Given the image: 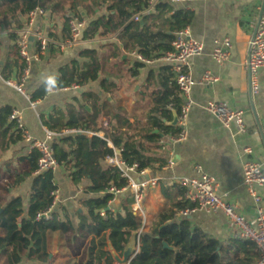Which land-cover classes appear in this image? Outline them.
Wrapping results in <instances>:
<instances>
[{"label": "trees", "instance_id": "16d2710c", "mask_svg": "<svg viewBox=\"0 0 264 264\" xmlns=\"http://www.w3.org/2000/svg\"><path fill=\"white\" fill-rule=\"evenodd\" d=\"M148 6L149 0H0V34L8 33L12 41L16 40L17 31L26 26L29 13L36 7L48 11L55 23L56 19L63 23L60 30L56 23L47 33L51 39L48 51L52 55L61 51L57 43L71 36L68 15L81 21L89 19L83 29V42L96 38L118 39L104 46L107 49L104 56L95 48L80 49L69 64L59 69L54 81L43 83L31 94L32 100L40 101L52 90L73 86L84 89L103 77L100 87L112 96L111 101L92 89L83 94L91 111L68 103L65 110L56 108V113L50 117L41 116L46 128L58 133L67 129L105 132L104 138L87 133L61 135L52 143L58 166L64 168L74 186H83L78 197L80 211L64 206L52 219L39 218L53 204V193L59 188L54 170L39 172L37 150L17 158H5L24 138L23 131L10 119L15 108L0 107V264H52L49 235L56 231L65 236L68 245L84 243L93 236L85 264H116L109 253L97 248L95 236L109 230L111 245L122 255L132 235L141 233L144 228L141 217L132 208L131 195H125L126 205L108 209L113 198L109 188L120 189L127 182L118 168L103 167L102 161L115 154V149L108 145L111 142L121 150V158L127 164L138 165V171L161 172L168 159L158 156L150 145L155 141L152 131L159 128L172 135L179 134L178 126H166L162 120L170 119L173 110L180 112L183 98L177 75L167 64L160 68L159 87L157 82L155 85V73L150 72L145 87L137 94L136 107L131 110L125 98H118L119 84L112 76L127 75L134 80L145 66L146 61L125 58L122 48L137 51L147 61L160 58L171 50L175 33L192 23L190 10L175 7L168 1H160L151 14L136 20V15ZM100 8H106L107 12L98 14ZM3 45L0 37V51ZM1 68L5 80L11 78L14 68L23 73L25 62L16 43L9 45ZM149 107L155 114L136 129L142 124L137 110ZM106 122L109 128H105ZM30 178L33 180L28 197L9 199L11 191ZM185 191L178 182L162 184L161 193L167 203L140 234L139 251L130 264H256L258 251L252 241L237 238L224 243L193 225L191 220L176 219L187 207ZM102 211L105 216L101 215ZM164 243L174 249L166 248Z\"/></svg>", "mask_w": 264, "mask_h": 264}, {"label": "crops", "instance_id": "0c3cea01", "mask_svg": "<svg viewBox=\"0 0 264 264\" xmlns=\"http://www.w3.org/2000/svg\"><path fill=\"white\" fill-rule=\"evenodd\" d=\"M189 7H191L190 11L192 12V37L202 41L205 45V52L192 61L194 77L199 80L205 73L210 72L216 75L218 80L215 83L196 84L193 87L192 98L195 105L190 113V136L188 141L173 145L170 141V132L153 128L152 133L155 141L151 142L150 145L158 156H167V159L171 156L174 166L171 169H166L164 166L161 172H156L159 185L149 188L146 192L144 201L147 216L146 226L167 203L161 193L162 184L172 185L176 183V178L197 176L199 174L197 167L214 176L221 183L222 190L226 193V200L236 205L240 213L247 218H253L257 214V204L243 184V164L247 160L257 161L264 156V69L260 71V90L252 96L249 91L248 75L243 66V60L251 35L249 17L252 13L257 12L264 15V0H191ZM106 12V8L98 10V14ZM83 14L86 17V13ZM58 21L59 19H56L60 30L63 23ZM85 21L86 27L89 19L85 18ZM56 23L49 14L38 18L34 27L47 34ZM7 34L6 32L0 34V37L4 40V45L0 51V74L1 66L5 63L6 55L9 52V45L16 43V40H10ZM223 36H229L233 40V49L230 61L224 65H219L212 57L211 52L214 47V40ZM117 41L116 37L96 38L88 42L82 41L74 47L57 52L54 55L48 51L41 62L33 65L29 80L24 86L25 92L32 94L43 83L54 81L59 69L63 65L69 64L77 56L80 49L95 48L99 50L101 56H104L107 51L104 46ZM122 51L125 58L128 57L132 61L140 60L137 51H128L126 48H122ZM165 65L166 63L155 59L145 62V66L140 70V75L134 80L129 79L127 75L120 78L113 75L112 79L119 84L118 98H125L130 110L136 107L134 104L138 100L137 94L145 87L150 72L155 73V85L157 82L159 87L160 68ZM22 74L19 73L17 68H14L9 80L19 83ZM101 78L82 89V92H79V88L69 91L52 90L43 100H40L37 109H33L25 95L16 88L9 86L1 74L0 107L4 105L13 106L15 110L21 112L24 124L31 133L36 137H43L46 126L42 121V115L48 118L56 113V108L65 110V105L68 103L78 108L82 106L86 111H91V107L83 95L85 92L93 89L104 98L113 100L110 94L104 93L101 89ZM212 99L226 101L233 108L243 109L246 131L239 132L236 126L225 128L213 115L208 113L204 109V105ZM152 114H155L152 107L137 110V116L142 124L137 125L136 129L144 125ZM172 114L173 116L170 119H163L162 121L166 126L177 127L172 125L177 112L173 110ZM127 117L130 118V114ZM105 128H109L108 122L105 123ZM99 133L105 136L103 130H100ZM87 134L93 136L91 131ZM108 145L109 147L113 146ZM112 148L116 149L114 146ZM246 149L251 152H246ZM11 152V156L8 154L9 152L6 154V159L25 155L28 153L27 143L22 142L14 146ZM102 166L109 165L102 162ZM145 171L146 173L143 176H136V179L147 180L155 172L153 170ZM54 173L56 183L59 186L55 210L61 213L62 207L65 206L71 210L80 211L78 197L82 194L83 186H74L64 168L60 166L54 170ZM32 180V178L27 179L21 186L13 189L9 199L15 196L27 198ZM256 189L262 197L261 205L264 208V186ZM125 195H120L114 206L115 209L121 208L123 204L126 205ZM72 215L77 222L74 212H72ZM176 219L181 218L176 216ZM186 219L191 220L193 225L221 242L225 243L239 238L238 229L231 227L228 217L221 212L205 213L196 211ZM146 226L144 230L147 229ZM92 238L93 236H90L84 243L68 245L65 236L60 231L51 232L49 246L53 255L52 264H85L88 260ZM95 242L99 250L111 255L109 230L95 236Z\"/></svg>", "mask_w": 264, "mask_h": 264}, {"label": "built area", "instance_id": "2783aa9c", "mask_svg": "<svg viewBox=\"0 0 264 264\" xmlns=\"http://www.w3.org/2000/svg\"><path fill=\"white\" fill-rule=\"evenodd\" d=\"M160 1H168L175 7H181L184 10L191 9V7H189L191 0H149L147 9L141 14L136 15L135 19L141 20L142 15L151 14ZM49 14L50 13L43 8L36 7L29 13L26 26L17 31L16 44L19 47L20 57L25 62V69L21 76V82L15 83L11 80H6L9 86L16 88L25 95L30 101L33 109H37L40 101L32 100L31 93H26L24 86L29 80L33 65L42 61L51 43L49 36L44 31L35 28L34 25L38 18ZM68 16L70 17L69 28L71 30V36L57 43V47L61 51L72 48L82 42V33L86 24L85 20L81 21L78 17ZM249 25L251 35L243 60V66L247 71L250 94L254 96L260 90V71L264 69V15L261 12L252 13L249 17ZM232 49L233 40L229 36H223L214 40V47L211 55L219 65H224L230 61ZM204 52V43L192 37V27L188 25L175 33V39L172 42L171 50L162 57L155 59L169 64L173 68L177 75L176 80L180 96L183 98V106L178 113L177 126L179 134H171L170 137V141L173 145L185 143L189 139L190 113L195 105L192 98L193 87L196 84H210L218 80V77L210 72L205 73L199 80L195 79L192 71V61L195 57L202 55ZM138 57L140 60L148 62L141 56L138 55ZM74 89H78V87H60L57 90L69 91ZM204 109L213 115L223 127L231 128L232 126H236L239 132L246 131L245 112L243 109L233 108L226 101L214 99L209 100L204 105ZM10 119L23 131V138L24 142L27 143L28 151H39V172L55 170L59 167L52 147V143L56 138L71 133H88L80 129H68L63 133H58L45 128L43 137H36L25 126L20 111L14 109ZM91 132L93 135L104 138V135L99 132L93 130H91ZM109 144L112 145L111 142H109ZM246 152L249 153L251 151L246 149ZM102 162L118 168L127 182L126 186L123 188L118 189L113 186L109 188V192L113 194V198L109 201L108 209L115 210L114 206L118 202L120 195L129 194L134 200L132 208L141 217L145 227L147 218L144 208L146 192L149 188L159 185V178L137 180L136 176L141 177L146 171H138L137 164H127L121 158V154L116 152V149L113 156L107 157ZM173 166L174 161L170 156L165 168L171 169ZM196 169L199 173L197 176L176 178V182L185 188V199L187 200V207L180 211L177 216L181 219L186 218L196 211L223 213L228 217L229 225L238 229L240 239L249 240L256 244L258 251L256 264H264V208L261 205L262 197L256 189L257 187L264 186V156L257 161L247 160L243 164V184L257 204V214L253 218H247L239 212L236 205L226 200V193L223 192L221 183L214 176L206 173L199 167ZM58 193L59 190L57 189L53 193V204L50 205L44 213L39 215L40 219H52L56 213H59L55 210V201L58 197ZM101 215L105 216V212L102 211ZM143 230L144 228H142L141 233Z\"/></svg>", "mask_w": 264, "mask_h": 264}, {"label": "water", "instance_id": "95a60500", "mask_svg": "<svg viewBox=\"0 0 264 264\" xmlns=\"http://www.w3.org/2000/svg\"><path fill=\"white\" fill-rule=\"evenodd\" d=\"M83 90L81 88H79V92H82ZM178 124V114L175 115L174 121L172 123L173 126H177ZM118 154H121V150L118 149L116 151ZM10 156L12 155V152L9 151L8 153ZM157 173L153 172L151 177L148 178L152 179V178H156ZM139 241H140V233H134L132 235V237L129 239V241L125 244L124 246V251L123 254L120 255L116 252V250L113 248V246L111 245V243H109V249H110V253L111 256L113 258V260L115 261V263L118 264H130L131 261L136 257L138 251H139ZM166 248H170V249H174V247H171L168 243H164ZM53 255L51 254V257Z\"/></svg>", "mask_w": 264, "mask_h": 264}]
</instances>
